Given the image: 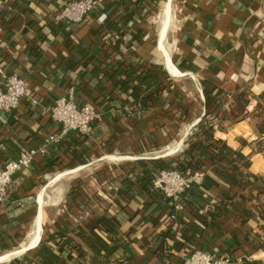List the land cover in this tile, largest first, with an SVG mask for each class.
Returning a JSON list of instances; mask_svg holds the SVG:
<instances>
[{"label":"crops","instance_id":"0c3cea01","mask_svg":"<svg viewBox=\"0 0 264 264\" xmlns=\"http://www.w3.org/2000/svg\"><path fill=\"white\" fill-rule=\"evenodd\" d=\"M7 1L0 0V68L24 79L40 105L22 99L14 110L0 112V165L58 132L42 108L69 88L78 103L96 106L105 118L85 142L74 140V156H60L51 147L13 177L0 203V257L7 256L0 264H32L25 254L55 223H64L86 258L88 237L99 238L94 228L105 212L118 219L125 237L130 233L134 257L119 264H182L193 250L264 264V149L256 146L264 140V0H163L169 17L161 39L152 0L142 16L131 1L126 7L122 0H107L83 22L63 26L51 21L70 0H11L10 9ZM104 36L109 40L103 42ZM122 59L160 66L165 73L158 96L137 119L128 115V91H113L117 79L108 72L100 93L85 85L93 70ZM207 122L213 140L239 161H210L208 150L184 157L188 138ZM151 159L174 168L183 161L184 169L198 159L196 171L203 174L202 186L180 210L161 205L164 215L155 225L144 222L151 199L135 178L141 175L139 161ZM78 177L84 182L71 184ZM126 178L133 182L132 194L124 191ZM38 214L41 232L30 248ZM25 230L30 233L23 241ZM99 243L105 258L121 260V248L104 237ZM16 244V252L23 250L13 254Z\"/></svg>","mask_w":264,"mask_h":264},{"label":"trees","instance_id":"16d2710c","mask_svg":"<svg viewBox=\"0 0 264 264\" xmlns=\"http://www.w3.org/2000/svg\"><path fill=\"white\" fill-rule=\"evenodd\" d=\"M74 0H70L68 2H72ZM117 0H112L111 2H116ZM123 4L126 5V1H131L134 6L136 7L137 12H139V15H144L143 10L146 8V1L147 0H122ZM125 1V3H124ZM159 1L161 0H152L154 5L157 7L159 5ZM67 2V3H68ZM12 6V1L8 0L6 2L7 9H10ZM53 24L54 22L51 21ZM105 22V20H104ZM103 25L105 23H102ZM56 25V24H55ZM59 25H65V24H59ZM103 42H106V40H109L108 36L103 37ZM117 62H114L112 64L107 63V70H104V67L101 66V68H96L93 70V77L91 80H87L85 82V85L89 89H93L95 92L100 93L103 90V83L102 79L105 77V74L108 72L110 75V78H116L117 81L114 84L113 91L115 88L120 91L121 93H126L128 91L127 96L129 97L127 102L130 105V110L128 111V115L133 117L134 119H137L140 114L146 110L149 103L152 101L153 97H157L158 93L161 91L163 76L165 73L162 71V68L160 66H152L150 68L146 67L145 64L142 62L132 64L127 59L122 60H115ZM94 79L96 80V83L93 84ZM208 104V100L206 101ZM91 105V104H89ZM97 112H99L102 116L101 122L105 118V113H103L102 110H99L96 108V106L91 105ZM100 123V122H99ZM99 123H96L93 125V129L91 133L93 132L95 126ZM208 125H202L196 133H194L192 136H190L187 140V148L183 152L184 157H190L193 159V154L195 152L204 153L205 151H211V156L209 158L210 161L215 162H228L233 159L236 161L240 160V156L237 155V153L233 152L231 149H229L222 141L220 140H213L212 133H213V126L212 122H207ZM90 133V134H91ZM89 134V135H90ZM87 136H77L75 134H71L64 138L56 147L58 154L61 155H67L70 154L74 156V150H71L73 148L74 140L75 139H81L82 142H85L86 139L89 137ZM257 150L260 151L264 149V140H261L257 142L256 144ZM52 150L49 149V152ZM45 153L44 155H47ZM184 160V159H183ZM195 160V166L192 167L193 163L190 161L188 162V167L184 169V162H178L177 167H168L162 159H151V160H141L139 161L140 173L141 175L138 178V175L135 176L136 179L139 180L140 183V190L146 192L151 199V206L148 208L149 211L144 217L145 223H151L152 225H155L157 221H159L164 213L162 211L161 205L163 203H169L168 198L157 189L152 188L151 186V178L154 173H156L159 170L163 169H176L181 175L183 176H190L194 172H200L196 171L200 167V161L197 159ZM56 162V160H54ZM53 161V163H54ZM171 161H177L175 159H172ZM201 173V172H200ZM124 185V191L125 193L132 194V184L131 180L129 178H126L123 181ZM80 184L81 183H77ZM202 183L200 186H202ZM195 187H199V185L192 186L185 194H183L178 204L181 205L184 200L187 199V197L193 193V189ZM80 194L83 195L82 192ZM216 211H219L220 209L215 208ZM200 221H203V225H206V221L203 217L198 218ZM64 223H55L53 228L47 232H44L42 235L41 240L38 243V246L34 249L33 252L26 253L25 258L29 263L32 264H70L69 261H75L77 262L80 260L79 264H119V261H128L132 260L134 257L130 252V238L129 234L127 233L126 237L123 232L120 231L119 228V221L116 219V217L110 215L108 212H105L102 216H99V218L96 221V229L98 237L95 238L94 236H89V240L91 241V244L89 245L90 249V255L85 258V255L80 254L78 252L80 245L76 242V240L69 235L66 234L64 231ZM100 235V236H99ZM101 237H104L108 243H113L117 245L119 248L123 251V256L121 260H108L105 258V248L102 247L99 243V240ZM163 237H159L157 241H160V243L163 241ZM36 245V244H35ZM35 245H33L31 248H33ZM96 245L99 247L98 250H96ZM76 249V253H73V250ZM159 252L158 250L155 252ZM158 256V255H157ZM160 257V256H158Z\"/></svg>","mask_w":264,"mask_h":264},{"label":"built area","instance_id":"2783aa9c","mask_svg":"<svg viewBox=\"0 0 264 264\" xmlns=\"http://www.w3.org/2000/svg\"><path fill=\"white\" fill-rule=\"evenodd\" d=\"M107 0H74L64 4L53 16V22L59 24H79L94 11L101 8ZM112 1V0H108ZM104 15H99L97 21L103 23ZM22 99L28 105L36 107L39 100L33 94L27 82L16 75H8L0 68V112L14 110ZM42 111L59 126L57 133L44 138L38 149H20L18 155L0 165V203L7 196L8 188L13 177L22 169H28L36 155H44L51 147L58 144L67 136H87L91 133L93 125L101 122L102 116L91 105L78 103L75 100L73 88H69L65 96L55 100L53 104L46 105ZM203 174L194 172L190 176L181 175L176 169H163L153 174L151 186L160 190L169 200L174 211L181 209L178 201L180 197L192 186L202 183ZM249 258L231 257L228 255L215 256L202 250H193L182 264H243Z\"/></svg>","mask_w":264,"mask_h":264},{"label":"bare ground","instance_id":"6f19581e","mask_svg":"<svg viewBox=\"0 0 264 264\" xmlns=\"http://www.w3.org/2000/svg\"><path fill=\"white\" fill-rule=\"evenodd\" d=\"M168 17H169V2H166L165 3V5L163 6V10H162V18H161V20H162V22H161V25H160V39H161V37H162V34H163V32H164V29H165V26H166V22H167V20H168ZM167 30V29H166ZM166 32V31H165ZM159 45H161V44H159ZM161 47H162V45H161ZM160 47V48H161ZM167 64V63H166ZM41 209V208H40ZM39 209V210H40ZM38 213H39V211H38ZM41 214V213H40ZM40 215L38 214L37 215V217H36V219H35V229H34V232H33V238H32V240H31V242L28 244V246L31 248L33 245H35L36 243H37V241H38V239H39V235H40V232H41V225H40ZM42 224V223H41ZM23 249H21V251H22ZM25 250V249H24ZM20 250L19 251H14V253L13 254H17V253H19V252H21ZM12 254V255H13ZM11 255V254H10ZM3 258H7V256L6 257H0V260L1 259H3Z\"/></svg>","mask_w":264,"mask_h":264},{"label":"rangeland","instance_id":"374dc122","mask_svg":"<svg viewBox=\"0 0 264 264\" xmlns=\"http://www.w3.org/2000/svg\"><path fill=\"white\" fill-rule=\"evenodd\" d=\"M163 6H164V2H163V0H161V1H159V5L157 6V8H156V13H155V16H154V19H153V22H154V26H155V29H156V35L159 33V29H160V25H161V22H162V20H161V18H162V10H163ZM173 10H174V8L172 7L171 8V15L173 14ZM172 20V19H171ZM170 24H171V22H170ZM74 181V184L77 182V183H82V182H84L83 181V179H82V177L81 178H74V179H72V181H71V184H72V182ZM26 232H23V234H22V238H23V241L25 240V238L27 237V235H28V233H30L29 232V230L27 231V230H25ZM21 237V236H20ZM18 249H20L19 248V246L16 244V246H14V248L12 249V250H18ZM18 257L19 255H15V257Z\"/></svg>","mask_w":264,"mask_h":264}]
</instances>
